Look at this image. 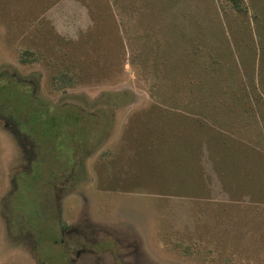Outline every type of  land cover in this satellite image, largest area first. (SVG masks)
<instances>
[{"label":"rangeland","instance_id":"obj_1","mask_svg":"<svg viewBox=\"0 0 264 264\" xmlns=\"http://www.w3.org/2000/svg\"><path fill=\"white\" fill-rule=\"evenodd\" d=\"M240 4L0 0V264H264V0Z\"/></svg>","mask_w":264,"mask_h":264},{"label":"trees","instance_id":"obj_2","mask_svg":"<svg viewBox=\"0 0 264 264\" xmlns=\"http://www.w3.org/2000/svg\"><path fill=\"white\" fill-rule=\"evenodd\" d=\"M231 3L232 8L237 11L241 12L243 9L241 8L240 0H228ZM243 12V11H242ZM26 58V57H24Z\"/></svg>","mask_w":264,"mask_h":264}]
</instances>
